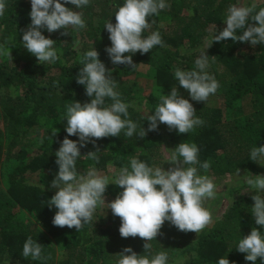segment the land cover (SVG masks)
Listing matches in <instances>:
<instances>
[{
  "label": "trees",
  "instance_id": "16d2710c",
  "mask_svg": "<svg viewBox=\"0 0 264 264\" xmlns=\"http://www.w3.org/2000/svg\"><path fill=\"white\" fill-rule=\"evenodd\" d=\"M124 2L90 0L87 6L79 9L65 4V7L83 13L86 27L78 32L86 30L84 34L87 37L93 33L103 37L95 50L105 67L112 65L110 73L117 82L115 91L120 93L121 101L129 105L127 118L138 126L137 133L132 137L125 135V129L118 137L95 140V146L92 142L87 143L80 149L81 156L76 162L78 173L86 175L92 167L107 172L110 166L117 167L118 172L124 167L131 171L132 158L155 168L163 161L162 149L175 150L180 143L188 142L195 143L199 148V164L194 165L198 175L220 180L236 175L237 169L240 173L259 175V163L250 159V153L253 147L264 146V44L252 46L250 42L229 39L206 47L209 39L212 43L213 35H218L226 27L228 8L235 5L236 0H220L218 4L215 0H165L168 7L148 18L151 27L142 34L143 38H147L158 31L163 46H154L147 54H132L134 68L113 64L106 52V48L111 47V41L105 24L110 21L115 24L114 16ZM5 3L4 15L0 17V46L11 38L12 41L21 39L31 24V0H5ZM261 7L264 4L256 11ZM95 18L99 21L97 26H94ZM164 18L170 20L169 26L162 25ZM209 26L214 27L211 32H208ZM61 31H56L59 32V43L67 41ZM42 34L46 38L49 36L46 29L42 30ZM242 34L243 30H237V35ZM87 49L85 43L83 52ZM202 53L209 57L206 71L220 85L215 94L220 93L223 103L215 108L209 107L207 101L191 100L187 90L179 88L174 74L177 68L197 70L195 60ZM141 64L155 68L157 85L163 90L171 93L172 88H178L181 97L192 103L194 118L204 123L188 134H179L178 130H170L158 122L156 131H149L143 139L139 138L140 129L143 127L147 131L149 127L148 116L154 114L161 103L160 98L152 93L143 99L145 102L138 100L136 81L123 80L134 75ZM54 66L55 63L40 64L35 59L15 65L0 64V89L4 90V94L0 95V111L5 133L10 138L5 150L0 132V264H55L57 254L50 237L64 239L67 254L61 264H118L121 259L119 254L129 247L137 255H147L149 259L166 251L167 264H218L220 258H227L230 264H252L245 259L247 254L240 253L237 248L239 241L253 228L264 235V228L255 224L252 215L254 201L251 198L256 194L264 197V191L252 189L249 185L253 190L250 194L239 195L219 220L199 233L181 232L166 221L161 234L150 241L152 248L148 252L143 247L147 241L139 237L120 236L121 220L113 214L109 222L103 224L95 212L91 223L84 224L79 231L54 226L52 221L57 209L50 205L49 200L56 193V189L51 187L58 173L55 153L66 137L79 142L78 136L67 135V106L73 102L90 103L92 99L86 95L85 86L76 82L83 64L66 67L58 64L59 76L52 75ZM111 103L106 98L105 105ZM247 107H251L249 113L245 111ZM57 118H60L58 132L48 131V137L42 142L43 151L30 157L26 148L33 142L28 138L27 128L36 126L41 120L53 124L50 122ZM97 149L100 151L96 153L98 163L86 156ZM4 159L13 164L7 176L6 190L1 183ZM205 161L211 164L208 171L200 167ZM112 179L105 198H117L123 191L112 183ZM19 208L34 215L37 223L17 217ZM28 237L43 246L42 257L48 259L23 257V244ZM255 264H264V261L258 258Z\"/></svg>",
  "mask_w": 264,
  "mask_h": 264
},
{
  "label": "clouds",
  "instance_id": "9594fccd",
  "mask_svg": "<svg viewBox=\"0 0 264 264\" xmlns=\"http://www.w3.org/2000/svg\"><path fill=\"white\" fill-rule=\"evenodd\" d=\"M89 2L90 0H63V3L61 0H31V24L23 33V47L40 64L57 61L60 57L54 48L55 41L46 38L42 30L54 33L63 29L61 35H68L65 30L69 27L77 31L85 28L83 13L65 7V4L79 9ZM166 7L168 5L165 0H125L114 16L115 24L111 21L105 24L111 41V47L106 48V52L113 64L134 68L136 65L132 54H147L154 46H163L158 31L147 38H143L142 34L151 27L148 18ZM5 8V0H0V17L4 15ZM225 24L226 27L218 35H213L211 45L213 42L229 39L233 42H250L252 46L264 44V7L256 11V4L239 7L231 5ZM237 30H243V34L237 35ZM126 53L129 55L126 56ZM0 54L11 57V53L2 47ZM80 63L84 66L80 69L76 82L85 86L86 95L92 99L90 103L73 102L67 106L66 132L68 136H78L79 142L66 137L55 153L58 173L51 182V187L57 191L49 200L50 205L57 209L53 225L75 228L78 231L84 224L91 223L97 207L105 203L104 196L110 184V178L99 174L94 167L86 175L78 173L76 162L81 156L80 149L89 142L95 146V140L101 138L118 137L125 129V135L132 137L137 133L138 127L127 118L129 105L122 102L120 93L115 91L117 82L100 61L99 53L95 49L87 51ZM208 66L209 57L202 53L195 60L197 70H175L179 88L187 90L193 101L206 102L220 87L214 76L206 71ZM106 98L112 101L111 105H105ZM160 100L155 113L148 116L147 131L142 127L138 132L139 138L143 139L149 131H156L158 122L168 126L170 130H178L179 134H188L204 123L201 119L194 118L192 103L181 97L178 88H172L171 94L161 96ZM97 152L100 151L97 149L86 156L98 163ZM198 155L199 148L195 143L182 142L168 156L169 163L174 167L167 171L160 167H149L135 158L130 161L131 171L127 167L119 170L112 183L123 191L108 206L112 214L121 220L119 233L122 238L139 237L147 241L143 247L148 252L152 248L150 241L161 234L160 230L166 221L181 232L194 233H199L212 224V214L204 207V201L215 198L216 185L208 176L198 175V169L194 166L199 164ZM250 159L259 164L264 162V146L253 147ZM182 165L193 166L184 168ZM200 167L208 171L211 164L205 161ZM237 174H240L239 169ZM245 182L252 189L264 191V176H249ZM251 198L254 201L252 215L255 224L264 228V197L256 194ZM42 248L28 237L23 244L22 255L26 259H48L49 257H42ZM237 250L246 253L245 259L252 264L258 258L264 261V235L253 228L249 235L239 241ZM119 255L121 259L118 264H167L168 260L166 251L149 259L147 255H137L130 247L123 249ZM218 264L230 262L227 258H220Z\"/></svg>",
  "mask_w": 264,
  "mask_h": 264
},
{
  "label": "rangeland",
  "instance_id": "374dc122",
  "mask_svg": "<svg viewBox=\"0 0 264 264\" xmlns=\"http://www.w3.org/2000/svg\"><path fill=\"white\" fill-rule=\"evenodd\" d=\"M220 0H215V3L218 4ZM252 4H256V8L260 7L262 4H264V0H236L235 5L236 6H251ZM190 14V13H189ZM228 15V12H227ZM227 19V17H226ZM98 20L95 18L94 20V26L98 25ZM170 20L168 18H164L162 20V25L169 26ZM85 29V28H84ZM214 29V27H208V32H211ZM68 31V35L66 36L67 41H63L62 43H59V32H54V33H49L48 38L52 39L55 41L54 48L57 50V55L60 57L57 61L54 63L56 66L53 67V70L51 71L52 75L59 76L60 71L58 70V64L69 66L72 64H77L80 63L81 58L83 55L90 50L96 49L97 47L100 46L101 39L103 38L100 35H93L91 37H87L84 33L86 30H82L81 33L78 31L73 30L72 27H69L66 29ZM64 30L62 29L61 32ZM63 36V35H62ZM87 44V50L83 52L84 44ZM211 42L210 39L207 42L206 47L210 46ZM4 50H7L11 53V57L8 55H3L0 54V64L7 63L9 65H15L18 63H24L27 60H37L35 56L30 54L25 47H23V42L22 38L18 40L12 41V38L10 39L9 42H6L4 45H1ZM65 48H69L68 51H66ZM75 51V53H74ZM73 53V54H72ZM68 57H70L68 59ZM50 65L53 64V62H45ZM111 67L112 65H107L106 69L109 72V75L111 76ZM125 79H133L137 83V89L139 93L137 94L138 100H142L145 102L143 99H146V97L152 93L156 97H161L163 95H170V92H167L163 90L161 87L157 85L156 81V70L154 67L148 66V65H139L136 73L128 78H123ZM4 94V90L0 89V95ZM191 103V102H190ZM207 105L211 108H215L220 106L223 103V99L220 97V93L215 94L214 96H211L207 100ZM144 104V103H143ZM246 104V103H245ZM145 105V104H144ZM251 107L245 108V111L249 113L248 109ZM59 121L60 118L52 120L50 123L53 124H48L46 121L41 120L36 126L27 128L28 130V135L33 142L26 148L28 151L30 157L32 155H37L43 151L42 148V142L45 140L47 136L48 131H56L58 132L59 130ZM67 121V120H66ZM67 125V123H66ZM5 126H4V121L3 117L0 111V132L2 134V139L1 142L4 144V149L8 147L9 143V136L5 133ZM163 150V161L162 163L158 166L160 168H163L165 171H167L169 168L174 167L171 163H169L168 156H170L174 150H171L170 148H167L166 150ZM12 162L6 161L5 159L2 161V166H1V183L3 186V189H7V176L10 173V170L12 168ZM183 166V165H182ZM184 168H187L186 165L183 166ZM189 167V166H188ZM117 167H112L108 169L107 172L103 171H98L99 174L108 176L110 180L112 178H115L119 172L116 170ZM259 170L261 176H264V162H260L259 164ZM249 176H254L252 173L249 172H241L240 174L232 175V176H225V178L219 179H212L214 184L216 185V196L214 199H206L204 201V207L208 209L211 214H212V224L215 223L217 220H219L222 215L225 213V211L230 208L232 205L233 201L237 199V197L241 194H250L253 190L250 189V187L247 185L246 177ZM34 178L38 179L39 176H33ZM57 191V189H56ZM232 193L230 196L225 197L226 194ZM105 203L103 205H100L96 209V213L99 215V220L103 224H107L109 222V217L112 214L111 209H109L108 204L114 201L116 198H105ZM17 217H19L21 220H29L34 223H37L34 215L28 214L25 211H22L20 208L16 211ZM211 224V225H212ZM210 225V226H211ZM51 244L56 250V263L55 264H61L62 261L65 259V255L67 254V249L64 244V239H52L51 237L49 238Z\"/></svg>",
  "mask_w": 264,
  "mask_h": 264
}]
</instances>
